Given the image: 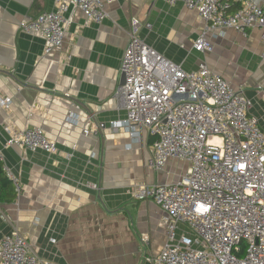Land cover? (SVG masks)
<instances>
[{"label":"crops","instance_id":"obj_1","mask_svg":"<svg viewBox=\"0 0 264 264\" xmlns=\"http://www.w3.org/2000/svg\"><path fill=\"white\" fill-rule=\"evenodd\" d=\"M107 7L110 15L100 24H87L79 10L72 11L63 49L46 55L45 38L21 31L19 22L54 9L53 0H0V91L13 100L9 110L0 109V149L21 184L20 193L13 184V202L0 204V238L17 229L53 264H150L147 254L158 253L167 239L164 212L153 201L136 200L132 190L138 183L175 180L182 170L177 166L185 164L171 163L162 172L148 168L155 138L144 128L135 138L112 127L127 118L116 91L124 82L133 17L143 23L139 36L167 58L186 70L205 63L243 91L264 129L260 27L247 34L215 30L213 51L200 52L194 42L205 23L181 2L114 0ZM67 53L71 60L62 67ZM96 122L106 127L84 136L83 128ZM37 126L56 142L57 152L6 146V127Z\"/></svg>","mask_w":264,"mask_h":264},{"label":"built area","instance_id":"obj_2","mask_svg":"<svg viewBox=\"0 0 264 264\" xmlns=\"http://www.w3.org/2000/svg\"><path fill=\"white\" fill-rule=\"evenodd\" d=\"M113 1L53 0L54 9L21 20L19 28L41 34L48 55L63 49L72 11L79 10L87 24H100L109 17L107 4ZM167 1L181 2L199 13L205 26L194 48L200 52L213 51L210 35L218 29L247 34L260 27L264 40V0ZM142 26L138 18H132L121 67L124 82L116 91L127 118L113 122L112 127L122 126L135 138L144 128L155 138L148 168L162 172L171 163L185 164L175 180L133 187L136 200L153 201L161 208L167 228L161 250L147 254L146 261L264 264V129L250 112L252 100L205 63L186 70L167 58L139 36ZM145 26L151 28L149 23ZM70 60L67 53L59 62L63 67ZM12 103L0 91V109L9 110ZM72 120L74 114L68 116ZM105 127L103 122L88 123L82 133L96 135ZM6 130L11 134L6 146L48 153L58 150L42 127ZM0 162L20 193V180L2 149ZM148 239L143 236L144 241ZM0 264L53 263L39 257L28 237L15 229L0 238Z\"/></svg>","mask_w":264,"mask_h":264},{"label":"trees","instance_id":"obj_3","mask_svg":"<svg viewBox=\"0 0 264 264\" xmlns=\"http://www.w3.org/2000/svg\"><path fill=\"white\" fill-rule=\"evenodd\" d=\"M16 197L12 180L6 175L0 162V204L11 203Z\"/></svg>","mask_w":264,"mask_h":264},{"label":"rangeland","instance_id":"obj_4","mask_svg":"<svg viewBox=\"0 0 264 264\" xmlns=\"http://www.w3.org/2000/svg\"><path fill=\"white\" fill-rule=\"evenodd\" d=\"M178 164H180V163H178ZM177 168H178V169H181V168H183V165H182V167H181V166H177Z\"/></svg>","mask_w":264,"mask_h":264},{"label":"water","instance_id":"obj_5","mask_svg":"<svg viewBox=\"0 0 264 264\" xmlns=\"http://www.w3.org/2000/svg\"><path fill=\"white\" fill-rule=\"evenodd\" d=\"M124 81V80H123Z\"/></svg>","mask_w":264,"mask_h":264}]
</instances>
